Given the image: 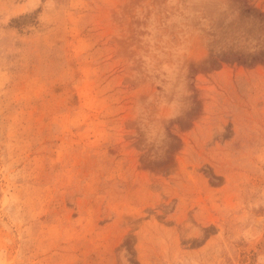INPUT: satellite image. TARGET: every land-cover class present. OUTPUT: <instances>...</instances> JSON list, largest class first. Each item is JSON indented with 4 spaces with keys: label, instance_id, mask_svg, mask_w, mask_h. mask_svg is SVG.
Returning <instances> with one entry per match:
<instances>
[{
    "label": "rangeland",
    "instance_id": "1",
    "mask_svg": "<svg viewBox=\"0 0 264 264\" xmlns=\"http://www.w3.org/2000/svg\"><path fill=\"white\" fill-rule=\"evenodd\" d=\"M0 264H264V0H0Z\"/></svg>",
    "mask_w": 264,
    "mask_h": 264
}]
</instances>
